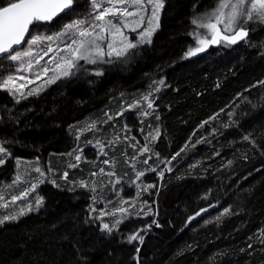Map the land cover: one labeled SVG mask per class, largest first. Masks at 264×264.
<instances>
[{
    "label": "trees",
    "instance_id": "trees-1",
    "mask_svg": "<svg viewBox=\"0 0 264 264\" xmlns=\"http://www.w3.org/2000/svg\"><path fill=\"white\" fill-rule=\"evenodd\" d=\"M219 3L163 0L150 44L19 103L0 90V264H264V23L185 55ZM91 11L74 0L28 40ZM15 64L1 58L0 77Z\"/></svg>",
    "mask_w": 264,
    "mask_h": 264
},
{
    "label": "snow or ice",
    "instance_id": "snow-or-ice-1",
    "mask_svg": "<svg viewBox=\"0 0 264 264\" xmlns=\"http://www.w3.org/2000/svg\"><path fill=\"white\" fill-rule=\"evenodd\" d=\"M90 2L93 9L90 17L73 20V22L64 25L61 31L51 35H32L27 41V47L23 50L14 49V46L25 43V36L29 33L30 26L38 27L41 23H50L61 13L68 14L73 10L74 0H9L6 6H0V58L16 62L15 74L0 77V90H6L19 103L22 98L38 94L42 88L41 85L24 92L23 89L26 85L17 81L28 78L19 75V73H29L32 80H39L42 76H47L49 71H53L55 74L44 81V83L51 84L61 77L72 75V69L78 67L77 62L79 60L97 63L99 59L100 62H104L102 59L104 49L99 42L105 40V33L113 35V39L117 34L122 36V46L116 49L113 43H109L107 55L109 57L113 55L116 57L123 56L127 49L137 47V44L132 43L126 36L122 35V29L129 25L124 17L136 15L137 11L142 12L146 4L152 5V19L148 21L149 28L140 33V42L150 43L151 33L155 27H158V22L153 25V20L158 21L159 10L163 8V0H131L127 8H117V4L123 5L128 0H108L107 6L98 3L97 0H90ZM133 6L137 7L133 8ZM101 8L103 11H99ZM115 12L121 13L119 22L105 19L106 16ZM254 18L258 22H264V0H220L218 8L207 20L192 21L197 27L206 29L207 35H195L194 38L199 46L189 48L185 55L188 57L196 55L213 44L224 43L229 46L236 44L238 40H242L248 35L244 22L252 21ZM142 21L143 16H139L136 23L139 24ZM218 25L223 27H218ZM33 31H35V27H33ZM53 44L56 45L55 48L52 47ZM34 49H36L35 55ZM60 52H65V55L59 56ZM49 53H54V55L52 59L46 61V64H52V61L55 60L51 69L40 63L43 56ZM34 66L36 67L34 68ZM96 74L101 73L98 71ZM144 99L147 101L148 97H144ZM134 106L131 105L130 107ZM147 107H152L150 101ZM90 127H94V125ZM157 135H159L158 132ZM245 138L247 139V137ZM144 151H148V149L145 148ZM5 152L6 149L0 147V153ZM76 159L79 160L80 157L77 156ZM0 163H3V157H0ZM142 174L138 173V175ZM20 198L14 197V199ZM40 203L42 201L38 200L37 206ZM119 223L120 221L117 220L116 224ZM103 228L109 233L112 231L107 223L103 224ZM138 238L142 243L143 238L139 237V233L128 237L129 242Z\"/></svg>",
    "mask_w": 264,
    "mask_h": 264
},
{
    "label": "rangeland",
    "instance_id": "rangeland-1",
    "mask_svg": "<svg viewBox=\"0 0 264 264\" xmlns=\"http://www.w3.org/2000/svg\"><path fill=\"white\" fill-rule=\"evenodd\" d=\"M97 2L98 3H102V4H104L105 6H107L108 5V0H97ZM131 3V0H128V2L127 3H125V4H123V5H120V4H117V8H127V7H129V4ZM135 7H137V6H133V8H135ZM91 9V8H90ZM162 9L163 8H161L160 10H159V13H158V21H156V20H153V25H155L157 22H158V27H155V30L151 33V37H150V39H151V42H152V39H153V37H154V35L156 34V32L159 30V28H160V18H161V13H162ZM130 10H133V9H130ZM93 11V10H92ZM99 11H103V8H101V9H99ZM226 12H227V9L225 10ZM151 12H152V5L151 4H146V6H145V8H144V10L142 11V12H140V11H137L136 12V15H133V16H125L124 17V19L126 20V21H128L129 22V25H128V27H126V28H123L122 29V35L123 36H126L127 38H128V40L129 41H131L132 43H135V44H137V47H141V46H144V45H147V44H150V43H141L140 42V33H142V32H144L146 29H148L149 28V23H148V21L150 20V19H152V16H151ZM93 13V12H92ZM91 12H90V15L92 14ZM139 16H143V21L142 22H140L139 24H137L136 23V21H137V18L139 17ZM209 16H211V15H209ZM209 16L208 17H206L204 20H207L208 18H209ZM90 17V16H89ZM85 18H88V17H85ZM120 18H121V13L120 12H115L114 14H109L108 16H106L105 17V19H110V20H113V21H115V22H119V20H120ZM262 23H264V22H258L255 18L252 20V21H246V22H244V27H245V29L247 28V27H249V26H259L260 24H262ZM218 27H223V26H221V25H218ZM132 29H135L134 31L132 30ZM198 30H199V32L202 34V35H207V30L206 29H203V28H199L198 27ZM47 35H51V34H47ZM121 39H122V36L121 35H119V34H117V35H115V39H113V35H110V34H108V33H105V40L104 41H100L99 43L101 44V47L104 49V55H103V61L105 62L107 59H109V58H112V57H116L115 55H113V56H111V57H109L108 55H107V51H108V49H107V45L109 44V43H113V45H114V48H116V49H119L122 45H121ZM104 44H105V46H104ZM25 46V45H24ZM23 46V47H24ZM199 45H197V47H198ZM52 47L53 48H55L56 47V45L55 44H53L52 45ZM73 47H75L74 45H73ZM137 47H135V48H137ZM210 46H208L207 47V49L209 48ZM131 49H134V48H131ZM131 49H127L126 51H125V53L126 52H128L129 50H131ZM206 49V50H207ZM205 50V51H206ZM35 52H36V49H34V55H35ZM204 52V51H203ZM200 53H202V52H200ZM200 53H198V54H200ZM53 55H54V53H49V54H47V55H44L43 56V59L40 61V63L42 64V65H46L47 67H49L50 69L52 68V65L53 64H55V60H53L52 61V64H46V61H48V60H50V59H52V57H53ZM63 55H65V52H60L59 53V56H63ZM104 57H105V59H104ZM59 57L57 56V59H58ZM79 62H83V63H85V64H87V65H98V64H102V63H104V62H100L99 61V59H98V62L97 63H87L85 60H79L77 63H79ZM14 63H16V62H14ZM36 66H34V68H35ZM55 73L53 72V71H49V73L47 74V76H42L39 80H32L31 79V74H29V73H19V75H23V76H25V77H27L28 79L27 80H21V81H17L18 83H20V84H25L26 86L24 87V89H23V91L24 92H27L29 89H32V88H37V87H40L41 85H42V91H43V87H45V88H47V86H49L50 84H47V83H44V81L45 80H47V78L49 77V76H52V75H54ZM56 81V80H55ZM52 84V83H51ZM44 88V89H45ZM3 154L4 153H0V157H2L3 156ZM36 184V183H35ZM36 187H33L32 188V190H34ZM6 191V190H5ZM24 193H26V192H22V194L20 195V199H14L13 200V203H17L18 202V200L20 201V204L18 205V206H23V208L24 209H21L22 210V213H25V212H30V211H32L33 210V208L31 207V206H29L30 204H31V202H29V194H27V195H24ZM2 197L0 196V208H6L7 207V202L5 203H3V200L1 199ZM38 198V197H37ZM36 198V199H37ZM2 202V203H1ZM12 203V204H13ZM30 203V204H29ZM106 207V206H105ZM105 207L104 208H100V212L102 213V215L104 214V215H108V213H107V211L105 210ZM119 211L117 212V213H119V214H121V215H125L126 213V211H124V209H123V207H120L119 209H118ZM18 217H16V219H17ZM151 225H150V219L149 218H146L144 221H142L141 222V224L139 225V237H142L141 236V234L142 233H140V231L141 232H144V231H146L147 229H148V227H150ZM137 240H139V238L137 239ZM136 240V241H137Z\"/></svg>",
    "mask_w": 264,
    "mask_h": 264
},
{
    "label": "water",
    "instance_id": "water-1",
    "mask_svg": "<svg viewBox=\"0 0 264 264\" xmlns=\"http://www.w3.org/2000/svg\"><path fill=\"white\" fill-rule=\"evenodd\" d=\"M67 11V10H66ZM63 13H61L60 15H62ZM59 15V16H60ZM58 17V16H57ZM56 18V17H55ZM30 28H31V26H30ZM248 32V31H247ZM29 33H30V29H29ZM29 33L28 34H26V36H25V43H22L21 45H18V46H14V49H19V48H22L26 43H27V40H28V37H29ZM248 38V35H247V37H245L244 39H242V40H238V42L236 43V44H233V45H231V46H235V45H238L239 43H241L242 41H244V40H246ZM221 44H213V45H210L211 47H213V48H218L219 46H220ZM1 59V58H0Z\"/></svg>",
    "mask_w": 264,
    "mask_h": 264
},
{
    "label": "bare ground",
    "instance_id": "bare-ground-1",
    "mask_svg": "<svg viewBox=\"0 0 264 264\" xmlns=\"http://www.w3.org/2000/svg\"><path fill=\"white\" fill-rule=\"evenodd\" d=\"M216 5H217V4H216ZM214 7H215V5H214ZM214 7H213V9H214ZM92 10H93V9H92ZM91 13H92V11H91ZM89 16H90V15H89ZM89 16H88V17H89ZM193 33H194V32H193ZM191 36H192V35H191ZM104 46H105V44H104ZM104 59H105V57H104ZM133 101H134V100H133ZM112 103H114V102H112ZM131 103H132V102H131ZM153 103H154V102H153ZM109 107H110V105H109ZM109 107H108V108H109ZM102 110H103V109H102ZM102 118H104V117L102 116ZM119 132H121V131L119 130ZM128 132H129V131H128ZM129 134H130V133H129ZM124 135H125V134H124ZM131 136H132V135H131ZM95 140H97V139H95ZM139 154H140V153H139ZM139 154H138V155H139ZM73 179H74V178H73ZM75 180H76V179H75ZM59 181H60V180H59ZM67 182H68V181H67ZM150 229H151V228H150Z\"/></svg>",
    "mask_w": 264,
    "mask_h": 264
}]
</instances>
